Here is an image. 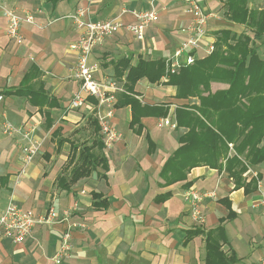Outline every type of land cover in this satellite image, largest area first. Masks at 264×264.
<instances>
[{
  "label": "crops",
  "instance_id": "1",
  "mask_svg": "<svg viewBox=\"0 0 264 264\" xmlns=\"http://www.w3.org/2000/svg\"><path fill=\"white\" fill-rule=\"evenodd\" d=\"M152 2L67 0L52 6L45 0H0V126L5 121L21 126L20 133L10 136L0 128V210L11 199L23 208L32 209L37 219L31 234L21 243L0 236V264H55L52 257L65 231L71 235L70 248L60 264H203L204 236L199 234L186 241V233L194 228L205 231L215 228L229 210L234 216L224 222L227 244L223 249L230 247L234 251L239 258L236 264H264V162L248 166L243 174L245 182L251 178L260 182L248 193L242 186L234 188L232 178L223 168L207 166L194 167L184 181L162 187L158 173L178 146L179 132L162 125L163 117L143 116L142 128L137 133L136 128L129 126L131 106H116L125 88L127 70L118 61L129 58L130 64H135L139 57L166 59L185 37L182 29L188 25L190 15L181 0L153 2L157 19L144 27L143 39L137 40L125 28L134 23L132 10L149 9ZM199 2L208 13L205 29L210 37L206 41H214V34L221 29L235 32L244 29V23L226 18L224 0ZM5 7L33 15L34 24L23 23L20 27L23 36L20 44L6 35ZM246 7L264 9V0H246ZM78 8L85 9L86 18L117 17L122 22L117 32L94 47L90 57V62L98 67L95 77L115 87L111 124L121 137L104 149L106 171L97 167L89 176L63 189L57 180L60 176L68 179L70 168L66 171L64 168L72 146L91 143L92 120L96 119V100L92 97L79 109L65 108L79 88L73 77L76 53L68 47L77 37L68 15ZM205 40L198 50L201 56ZM255 42L258 54L264 58V33ZM32 64L39 74L31 84L41 85L55 99L52 107L39 108L25 96L2 94L19 88ZM214 86L226 87L222 83ZM133 89L141 104H168L167 116L171 118L175 107L187 102L174 97V86L152 84L146 78L139 79ZM56 130L57 133L53 132ZM24 133L42 142L26 165L18 139L13 138L23 139ZM148 138L154 147L148 146ZM61 139L64 140L60 143ZM191 188L200 193H215L203 198L202 224L193 221L185 200V192ZM165 191L171 195L157 202L156 196ZM94 192L106 199V206L92 205L97 200L92 197ZM50 209L55 213L52 219L47 218Z\"/></svg>",
  "mask_w": 264,
  "mask_h": 264
},
{
  "label": "trees",
  "instance_id": "2",
  "mask_svg": "<svg viewBox=\"0 0 264 264\" xmlns=\"http://www.w3.org/2000/svg\"><path fill=\"white\" fill-rule=\"evenodd\" d=\"M45 1L55 6L57 2L67 0ZM224 6L226 18L244 23V29L240 33L230 29L218 30L214 34L213 50L208 55L196 58L192 64L182 65L170 72L162 57H139L135 64H130L129 58L118 61L127 70L125 88L119 94L116 106H131L129 126L136 128L137 133L142 128L141 117L164 118L168 113V104H141L135 98L133 88L139 79L146 78L152 84L174 86V97L177 99L196 98L195 102L181 103L174 109L175 129L179 132L178 146L161 165L158 175L163 180L159 183L162 187L184 181L187 173L194 167L207 166L223 168L232 178L234 188L242 186L245 193L256 189L258 179L251 178L245 182L243 174L248 166L264 162V58L253 46L264 33V9L249 10L246 0H224ZM38 74L37 66L32 64L23 76L20 87L2 91V94L25 96L30 104L38 105L39 108L45 105L52 107L55 99L41 85L35 87L31 84ZM164 76L165 81L162 80ZM211 82L222 83L226 87L211 92ZM51 123L48 120V124ZM92 124L94 139L90 144L85 141L80 147L72 146L64 168V171L70 168L68 179L65 176L58 177L57 185L63 189H68L78 179L89 176L97 167L103 172L107 170L105 145L97 120L93 119ZM53 132L57 133V130ZM230 143L231 148L228 146ZM148 146L154 147L149 138ZM170 195V191L160 193L156 196V201L164 200ZM92 197L97 199L92 201L93 206H106V199L99 193H92ZM233 214L229 210L228 215L220 219L215 228L207 231L202 228L187 231L186 241L199 234L204 236L203 264L239 262L230 247L223 249V245L227 244L224 222L232 219Z\"/></svg>",
  "mask_w": 264,
  "mask_h": 264
},
{
  "label": "built area",
  "instance_id": "3",
  "mask_svg": "<svg viewBox=\"0 0 264 264\" xmlns=\"http://www.w3.org/2000/svg\"><path fill=\"white\" fill-rule=\"evenodd\" d=\"M155 0H153L154 2ZM185 5V11L190 15L188 25L182 29L185 35L180 45H178L170 57L165 59L166 68L170 72L176 71L182 65L192 64L196 58L208 55L213 50V41H206L210 37L205 29L208 13L203 9L199 0H181ZM151 3L149 9L132 10L134 23L125 25L137 40L143 39V30L146 25L157 19V8ZM7 18L6 35L14 39L16 43L23 42V36L20 33V27L23 23L34 24L33 15L29 12H20L13 8L3 10ZM72 20L77 32L75 40L69 43L70 50L76 53V59L73 67V77L79 82V88L73 92L69 102V108H80L88 97L96 100L95 117L97 119L102 141L105 147L118 140L121 135L111 124V118L115 109V96L113 90L115 87L105 81L95 77L98 70L96 64L90 62L92 51L96 45H99L106 37L117 32L122 26V22L117 18L107 20H95L85 17V9L78 8L75 12L68 15ZM206 41L202 49L204 55L201 56L198 50L202 48V41ZM166 80V76L162 78ZM162 125L170 128L176 127V122L171 116L162 118ZM4 134L20 133L21 126H16L9 121L2 124ZM23 139L26 143L21 150L23 164H28L41 146V141L31 138L30 134L24 133ZM229 147L231 145L229 144ZM260 182H257L259 185ZM213 191L200 193L194 188L185 192V200L189 205V211L193 221L197 224L204 223L203 211L201 208L204 197H213ZM264 200V196H263ZM54 211L50 209L47 218H54ZM44 219L46 222L48 219ZM35 213L30 208H23L11 199L0 210V236L9 238L14 243H21L31 234L32 228L36 224ZM70 232L65 231L62 234L59 247L52 257L55 264H60L62 259L67 256L70 248Z\"/></svg>",
  "mask_w": 264,
  "mask_h": 264
},
{
  "label": "rangeland",
  "instance_id": "4",
  "mask_svg": "<svg viewBox=\"0 0 264 264\" xmlns=\"http://www.w3.org/2000/svg\"><path fill=\"white\" fill-rule=\"evenodd\" d=\"M241 31H239V32H236V33H240ZM256 42H254V44H253V46L254 47H256L255 44ZM216 83H218V82H211L210 83V90H211V92H214V91H216V90H218V89H221V88H217L218 86H214V84H216ZM214 87H216L215 89H214ZM76 91V90H75ZM74 91V92H75ZM73 94V93H72ZM71 97H72V95H71ZM71 97H70V99H71ZM70 99H69V102H70ZM185 100H187V102L186 103H193V102H195L196 101V98H192V99H190V100H188V99H185ZM69 102H68V105L65 107L66 108V110L68 111V110H75V109H79V108H69ZM81 108V107H80ZM1 126H2V124H1ZM1 126H0V128H1ZM175 129V128H174ZM1 132H2V130H1ZM8 136H10V135H8ZM18 137V136H17ZM14 139H18V147H19V151H21L22 150V148H23V145L26 143V140L24 141L23 139H22V137L19 139V137L18 138H16V137H13ZM230 145H232L231 143H230ZM228 146H229V144H228Z\"/></svg>",
  "mask_w": 264,
  "mask_h": 264
}]
</instances>
